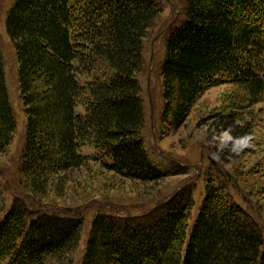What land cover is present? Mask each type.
I'll list each match as a JSON object with an SVG mask.
<instances>
[{"label": "trees", "instance_id": "16d2710c", "mask_svg": "<svg viewBox=\"0 0 264 264\" xmlns=\"http://www.w3.org/2000/svg\"><path fill=\"white\" fill-rule=\"evenodd\" d=\"M161 14L156 0H14L6 30L26 117L19 172L31 199L63 196L90 164L142 184L180 174L158 167L143 138L139 76L145 39ZM161 75V122L169 132L206 92L224 85L232 88L229 104L214 117L222 130L238 138L264 126V107L255 109L264 103V0H186ZM78 105L85 114L76 113ZM16 129L0 53L1 151ZM238 175L207 179L192 226L193 186L140 215L97 213L80 264H264V187ZM39 207L17 196L2 210L0 264H78L81 212Z\"/></svg>", "mask_w": 264, "mask_h": 264}, {"label": "rangeland", "instance_id": "374dc122", "mask_svg": "<svg viewBox=\"0 0 264 264\" xmlns=\"http://www.w3.org/2000/svg\"><path fill=\"white\" fill-rule=\"evenodd\" d=\"M156 1L162 8V14L145 39L146 65L139 76L145 107L143 138L152 161L158 167L180 174L168 176L160 182L142 184L116 176L97 164H90L79 171L74 182L67 185L63 196L50 192L42 198L31 199L21 185L19 172L27 132L26 117L20 98L16 50L6 30V19L14 0H0V53L5 65L9 99L17 121L12 143L4 151L0 150V213L9 209L17 196L34 207L81 212L85 221L81 244L75 255L78 264L85 251L92 220L101 211L140 215L149 212L157 202L182 187L193 186L195 205L190 221L192 226L209 177L221 181L223 174L237 173L239 177L240 174L243 176L241 179L248 177L250 186L264 187V126H256L252 128V133L242 136L249 138L248 146L239 150L236 141L241 137L235 138L231 130H222V124L214 118L215 114L228 107L231 86L224 85L206 92L179 129L169 132L162 124L164 101L161 70L169 34L186 19V0ZM260 107H264V103L255 109ZM76 113L85 114V107L78 105ZM242 119L243 124L252 121L249 116ZM228 183L234 199L246 207L237 189L231 182Z\"/></svg>", "mask_w": 264, "mask_h": 264}, {"label": "clouds", "instance_id": "9594fccd", "mask_svg": "<svg viewBox=\"0 0 264 264\" xmlns=\"http://www.w3.org/2000/svg\"><path fill=\"white\" fill-rule=\"evenodd\" d=\"M248 139L247 137H241V138H238L236 143L239 144V145H242L243 147H247L248 146Z\"/></svg>", "mask_w": 264, "mask_h": 264}, {"label": "bare ground", "instance_id": "6f19581e", "mask_svg": "<svg viewBox=\"0 0 264 264\" xmlns=\"http://www.w3.org/2000/svg\"><path fill=\"white\" fill-rule=\"evenodd\" d=\"M236 148L240 150V149H243V148H245V147H243L242 145L237 144V145H236Z\"/></svg>", "mask_w": 264, "mask_h": 264}]
</instances>
